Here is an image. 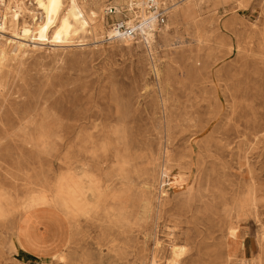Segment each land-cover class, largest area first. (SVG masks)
<instances>
[{"label":"rangeland","instance_id":"obj_1","mask_svg":"<svg viewBox=\"0 0 264 264\" xmlns=\"http://www.w3.org/2000/svg\"><path fill=\"white\" fill-rule=\"evenodd\" d=\"M115 1L0 0V264H264V0Z\"/></svg>","mask_w":264,"mask_h":264},{"label":"built area","instance_id":"obj_2","mask_svg":"<svg viewBox=\"0 0 264 264\" xmlns=\"http://www.w3.org/2000/svg\"><path fill=\"white\" fill-rule=\"evenodd\" d=\"M146 3V12L150 16L149 21L154 25L153 28L164 26L174 5L162 0H146ZM115 14L116 6L107 5L103 8L102 17L108 26L107 29L113 34L112 38H136L141 35V30L145 28V22L133 19L131 10L127 8L122 10L123 15L120 19H113ZM108 19H113V21L108 22Z\"/></svg>","mask_w":264,"mask_h":264},{"label":"bare ground","instance_id":"obj_3","mask_svg":"<svg viewBox=\"0 0 264 264\" xmlns=\"http://www.w3.org/2000/svg\"><path fill=\"white\" fill-rule=\"evenodd\" d=\"M119 1H121V0H119ZM172 1H174V0H172ZM171 1V2H172ZM186 1V0H185ZM198 1V0H197ZM115 2H118V0H116ZM168 2H169V0H168ZM19 3V2H18ZM84 3V2H83ZM186 3H189V1H187ZM130 4H132V1L130 2ZM147 4V3H146ZM146 4H145V12H146ZM182 4V3H181ZM180 6V5H179ZM178 6V7H179ZM188 6V5H187ZM93 7V6H92ZM17 8V7H16ZM119 6L118 7H116V9H117V12L116 13H118V12H120V10H119ZM187 8L188 7H185V5L184 6H182L181 8H180V10L179 11H181V12H183L184 14H187ZM22 9V8H21ZM124 9V8H123ZM126 9V8H125ZM127 9H129V10H131L132 11V15H133V13L134 14H136V12H137V6L136 5H134V4H132V5H129L128 6V8ZM189 9V8H188ZM197 9V8H196ZM79 10L82 12V13H84V14H86V12H88V14H87V18H88V20L90 21V22H93L94 21V19H95V12H93V11H85L84 10V8L82 7V6H80L79 5ZM20 11V10H19ZM178 11V12H179ZM21 12V11H20ZM18 13L17 11H15L14 13H13V16H11V20H17V15H19V14H21V13ZM193 13V12H192ZM146 15H147V17H146ZM181 16V15H180ZM149 18H150V16L147 14V12H146V14H141V17H140V21L141 22H145V28L144 29H142L141 30V35L143 36V37H145L146 39H148L149 38V36H150V32H151V29L153 28V24H152V22L151 21H149ZM187 18V17H186ZM189 18V17H188ZM194 18V17H193ZM133 19H137V18H133ZM5 15H3V27H0V33H3V31L5 30ZM13 23L11 22V25H12ZM94 24V23H93ZM93 24H91V26H90V30H88V31H86V33L87 32H89L90 31V33H91V31H93L94 30V27H93ZM14 25V24H13ZM85 33V34H86ZM112 32H110V34H111ZM113 34H111V36H112ZM14 37H15V39L17 40V41H13V43L15 44V46L20 50L21 48H23L24 46H25V44H24V42H28L29 40H27L25 37H18L17 36V34L16 33H14ZM131 37H128V38H120L119 40H121V41H123V42H126V43H130V41H131ZM69 40L67 39L65 42L67 43ZM32 43H35V44H43V43H40V42H34V41H31ZM52 46H60V45H62V44H64V43H59V42H57V43H50ZM27 47V46H26ZM17 54V53H16ZM3 55H4V50L2 49V48H0V60L2 59V57H3ZM18 55V54H17ZM6 58V57H5ZM164 176H165V174H164ZM167 176V175H166ZM33 194V193H32ZM34 197V196H33ZM255 198V197H254ZM25 199H26V197H25ZM24 199V200H25ZM27 200V199H26ZM29 200V199H28ZM25 202V201H24ZM254 204V203H253ZM228 236V235H227ZM228 238V237H227ZM170 248V247H169ZM182 252H183V250H179V248H178V246H175V245H172L171 246V253L173 254V256L177 259L181 254H182ZM60 258H61V256H59ZM59 258V259H60ZM63 259V258H62ZM56 260H57V258H56ZM59 261V260H58ZM173 263H174V261H173Z\"/></svg>","mask_w":264,"mask_h":264},{"label":"crops","instance_id":"obj_4","mask_svg":"<svg viewBox=\"0 0 264 264\" xmlns=\"http://www.w3.org/2000/svg\"><path fill=\"white\" fill-rule=\"evenodd\" d=\"M41 234H42V227H39V229L37 228L35 234H33V235L39 236ZM50 242H52V241L50 239H47V241H45V243H46L45 245L49 246V244H51ZM17 248H18V251L20 252L21 256H23L27 260L50 259L51 255L54 251L50 248L49 250L43 251L42 253H40V252L37 253V252H34L33 250H31L29 248H26L25 246L24 247L21 246L19 243H17Z\"/></svg>","mask_w":264,"mask_h":264}]
</instances>
